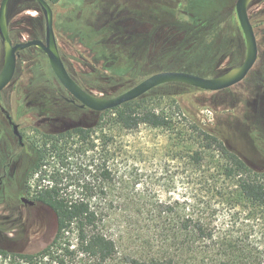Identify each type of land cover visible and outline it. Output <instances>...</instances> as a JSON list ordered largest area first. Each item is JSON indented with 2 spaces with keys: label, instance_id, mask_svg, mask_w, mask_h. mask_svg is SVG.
<instances>
[{
  "label": "rangeland",
  "instance_id": "obj_1",
  "mask_svg": "<svg viewBox=\"0 0 264 264\" xmlns=\"http://www.w3.org/2000/svg\"><path fill=\"white\" fill-rule=\"evenodd\" d=\"M236 2L60 0L51 5L57 42L73 77L88 91L112 97L161 71L215 77L241 65L246 56V40ZM249 15L259 44V57L242 81L219 91L169 83L149 91L147 100L171 111L177 122L201 124L252 167L264 171V0H251ZM7 16L16 41L45 39V16L35 0H12ZM3 57L2 49L0 67ZM19 70L23 73L15 74L0 94V181H3L0 250L8 252L7 256L0 252V264H24L15 254L37 253L57 234L55 212L34 199L37 184H54L48 178L51 166H44L50 172L45 179L40 170L34 172L38 147L45 140L43 133L73 125H93L101 115L70 104L64 98L70 93L53 74L45 53L39 48L32 47L22 53ZM180 111L188 120L183 119ZM6 114L19 124L26 139L24 147L20 146ZM105 121L103 117L100 126L111 128L110 121ZM97 134H101L100 129ZM116 135L120 153L110 163L125 181L111 196L100 198L99 205L206 203V189L193 181L194 168L186 159L188 147L195 139L192 133L188 134L186 143L170 140L166 131L145 125L134 131L116 128ZM80 161L83 166L90 163L89 158ZM206 164L207 171L211 165ZM88 176L83 175L80 182L95 184ZM68 183L65 181L63 185ZM21 197L37 203L27 205ZM114 207L107 211L110 216ZM244 215L240 211L229 213L222 217V222L235 221L237 234L250 237L261 248L264 232L254 229V224ZM130 224L136 227L137 219L118 213L103 225L117 243V261L136 248L132 237L135 232ZM68 242L75 253V234H69ZM74 253L63 256L66 264H81V256ZM49 264H60V249Z\"/></svg>",
  "mask_w": 264,
  "mask_h": 264
},
{
  "label": "trees",
  "instance_id": "obj_2",
  "mask_svg": "<svg viewBox=\"0 0 264 264\" xmlns=\"http://www.w3.org/2000/svg\"><path fill=\"white\" fill-rule=\"evenodd\" d=\"M147 94L100 112L93 125L43 133L45 140L38 147L34 172L40 170L42 179L52 172L48 178L54 184H37L34 199L55 212L57 234L37 253L15 254L24 264H49L59 249L60 264H66L63 256L74 253L68 242L71 233L77 239L75 253L81 256V264H264V244L259 248L250 237L239 236L235 221L222 222L224 215L240 211L254 229L264 232V171L252 167L201 124L177 122L171 111L150 104ZM103 117L111 128L100 126ZM183 119L188 120L186 116ZM142 125L166 131L177 143H186L188 134L194 135L186 159L194 168L193 181L206 189V203L113 206L111 216L107 211L112 206L98 204L125 181L110 163L120 153L116 128L134 131ZM82 158H89L90 163L83 166ZM207 162L211 166L206 171ZM44 166H51L52 171ZM83 175L92 177L95 184H82ZM65 181L70 183L63 185ZM118 213L136 218L138 223L136 227L130 224L136 248L120 261L115 239L103 228Z\"/></svg>",
  "mask_w": 264,
  "mask_h": 264
},
{
  "label": "water",
  "instance_id": "obj_3",
  "mask_svg": "<svg viewBox=\"0 0 264 264\" xmlns=\"http://www.w3.org/2000/svg\"><path fill=\"white\" fill-rule=\"evenodd\" d=\"M12 0H2L0 3V35L5 45L4 66L0 72V92L8 86L14 77L17 54L24 49L36 46L45 51L50 65L60 82L72 95L73 101H79L81 107H87L97 112L115 108L126 102L135 100L152 89L169 83L184 84L206 91L227 89L242 81L253 68L259 57L258 40L255 28L249 15L251 0H237L236 12L246 40V56L241 65L215 77H205L199 74L179 71H161L154 73L127 91L112 97L94 94L81 86L69 73L62 59L54 28V11L48 0H36L44 13L46 22V38H33L24 42L14 43L9 35L7 11ZM234 69H239L233 72ZM15 135L22 141L23 135L19 124L8 115ZM27 205L34 206L36 201L27 197L22 198Z\"/></svg>",
  "mask_w": 264,
  "mask_h": 264
},
{
  "label": "flooded vegetation",
  "instance_id": "obj_4",
  "mask_svg": "<svg viewBox=\"0 0 264 264\" xmlns=\"http://www.w3.org/2000/svg\"><path fill=\"white\" fill-rule=\"evenodd\" d=\"M36 1V0H35ZM37 2V1H36ZM37 6H39V4H38V2H37ZM39 8H40V6H39ZM7 25H8V29H9V35H10V37L12 38V40H13V42L14 43H16V42H24V41H16L15 39H14V35H13V30L11 29V27L9 26V20H8V16H7ZM45 38H46V36H45ZM41 39V38H40ZM43 40H45V39H43ZM59 46V45H58ZM33 47H36V46H33ZM258 47H259V44H258ZM32 47H30V48H27V49H24V50H21L18 54H17V63H16V69H15V72H14V76H15V74H22L23 72H21L20 70H19V61H20V59H21V57H22V53H24V52H27L29 49H31ZM36 48H39V47H36ZM2 49H3V52H4V57H3V61H2V65H1V67H0V72L2 71V69H3V66H4V58H5V45H4V42H3V40H2V37H1V35H0V52L2 51ZM42 52H44L45 53V51L43 50V49H41V48H39ZM59 50H60V48H59ZM60 53H61V51H60ZM45 56L47 57V59H48V56H47V54L45 53ZM61 56H62V53H61ZM62 59H63V56H62ZM48 61H49V59H48ZM63 61H64V59H63ZM50 63V62H49ZM64 63H65V61H64ZM65 65H66V63H65ZM51 66V65H50ZM52 68V67H51ZM66 68L68 69V71H69V73L72 75V73H71V71L69 70V68L67 67V65H66ZM52 71H53V69H52ZM53 74H55V72L53 71ZM56 75V74H55ZM72 77H73V75H72ZM14 78V77H13ZM58 78V77H57ZM74 78V77H73ZM75 79V78H74ZM13 80V79H12ZM59 80V79H58ZM76 80V79H75ZM77 81V80H76ZM59 82H60V80H59ZM78 82V81H77ZM61 83V82H60ZM79 83V82H78ZM10 84V83H9ZM8 84V85H9ZM62 84V83H61ZM80 84V83H79ZM63 85V84H62ZM81 85V84H80ZM64 86V85H63ZM82 86V85H81ZM5 89V88H4ZM3 89V90H4ZM3 90L1 91V92H3ZM87 90V89H86ZM68 91V90H67ZM1 92H0V94H1ZM64 98L70 103V104H73V105H77V106H79V107H81V104H80V102L79 101H73V97H72V95L70 94V96H64ZM81 108H83V109H86L87 107H81ZM2 110L4 111L5 109L4 108H2ZM6 111V110H5ZM8 115L9 114H6V116H7V118H8ZM9 120V119H8ZM14 120V119H13ZM9 123H10V125L12 126V124H11V122H10V120H9ZM12 130H13V128H12ZM19 130H20V126H19ZM17 136V135H16ZM18 137V136H17ZM25 136H23V139H22V141H20L19 140V137H18V141H19V144H20V146H22V147H24L25 146V144H26V142H25ZM6 168L7 167H4V169H5V172H4V174H6ZM1 185H3V181L1 180L0 181V186ZM22 198L23 197H21V200H22ZM23 201V200H22Z\"/></svg>",
  "mask_w": 264,
  "mask_h": 264
},
{
  "label": "bare ground",
  "instance_id": "obj_5",
  "mask_svg": "<svg viewBox=\"0 0 264 264\" xmlns=\"http://www.w3.org/2000/svg\"><path fill=\"white\" fill-rule=\"evenodd\" d=\"M239 69H234L233 72H237Z\"/></svg>",
  "mask_w": 264,
  "mask_h": 264
}]
</instances>
